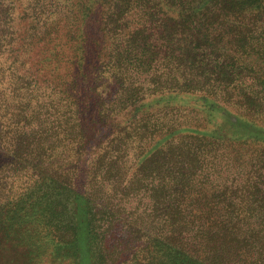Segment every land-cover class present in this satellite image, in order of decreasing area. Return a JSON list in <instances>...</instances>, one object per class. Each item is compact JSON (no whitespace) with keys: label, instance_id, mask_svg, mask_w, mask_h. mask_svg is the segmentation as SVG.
<instances>
[{"label":"trees","instance_id":"1","mask_svg":"<svg viewBox=\"0 0 264 264\" xmlns=\"http://www.w3.org/2000/svg\"><path fill=\"white\" fill-rule=\"evenodd\" d=\"M81 215L92 264H264V0H0V244Z\"/></svg>","mask_w":264,"mask_h":264},{"label":"rangeland","instance_id":"2","mask_svg":"<svg viewBox=\"0 0 264 264\" xmlns=\"http://www.w3.org/2000/svg\"><path fill=\"white\" fill-rule=\"evenodd\" d=\"M217 118V117H216ZM228 117H224V119L220 122V128L217 130L215 134H232V133H243L245 131L244 126H241L237 123H231L228 119ZM141 206V204H140ZM138 212H141L140 209H138ZM220 213V212H219ZM221 215V213H220ZM217 219H221V217H216ZM84 216L81 215L78 224L80 223V227L78 230V237H79V248L76 250L75 248V262L76 264H92V259L90 258V248L87 247V233H86V227L84 222ZM11 244V243H10ZM8 242L1 243L0 244V264H24L23 263V256H22V250L19 247H13ZM87 249H86V248ZM89 255V258L84 255ZM252 256L244 255V259L246 260V263L240 262L239 264H248V261L251 260ZM25 264H50L46 262H38L33 261V259H27L25 257ZM252 264V263H251Z\"/></svg>","mask_w":264,"mask_h":264}]
</instances>
